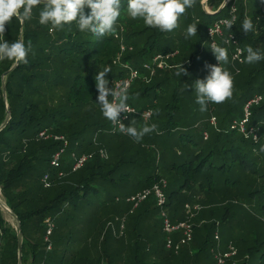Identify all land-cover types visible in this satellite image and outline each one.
<instances>
[{"label":"trees","instance_id":"16d2710c","mask_svg":"<svg viewBox=\"0 0 264 264\" xmlns=\"http://www.w3.org/2000/svg\"><path fill=\"white\" fill-rule=\"evenodd\" d=\"M202 2L194 0V6L179 18L178 27L172 32H161L145 26L142 20H133L127 15V0H122L118 35L99 40L90 33L79 32L74 22L61 30L49 31L48 26L38 23L35 9L33 18L24 23L23 30L22 24L15 19L5 24L7 40H19L22 35V41L32 47L28 63L16 66L6 78L11 118L0 131V191L2 200L21 222L22 264H47L49 255L55 251L52 238L58 231L55 227L48 243L49 224L63 215L69 216L68 210H78L85 220L89 219V231L99 242L103 233L104 221L101 220L106 218V223L114 219L113 212H119L121 208L119 200L155 185H160L164 192L165 188L168 191L165 193L167 207L173 222L183 218L178 209L183 201L180 195L187 190L195 189L204 194V203L218 201L219 197L254 201L258 214L237 215L250 223L246 233L233 243L239 256L245 258L243 264H247L252 256H258V264H264V152L260 151L264 147V101L253 108L251 121V125L259 128L261 145L231 129L232 122L242 116L250 99L255 95L264 97V61L244 63L240 74L236 75L232 97L221 104H210L206 112H201L194 103L195 94L191 87L195 80L208 75L203 63L206 48L211 50L208 28L224 10L228 16L233 6L237 8L238 20L233 30L243 49L251 45L264 50V0H232L219 14L213 13L224 0H210L208 11ZM244 14L255 16L258 22L256 33L246 35L240 29L239 19ZM193 22L199 23L197 36L186 41L183 33ZM157 54L173 56L170 68L150 75L147 83L143 78L138 79L130 89L129 102L140 111L151 108L152 123L156 124L154 132L136 142L130 136L112 132L111 122L102 116L95 104L98 91L94 77L99 69L120 57L118 64L113 65V71L106 76L111 87L112 80L128 76V67L142 69L143 64L151 62ZM180 62L188 72L181 78L175 75V67ZM11 68V61L0 62V126L7 117L2 78ZM143 73L150 74L142 69ZM183 84L189 86L185 91ZM238 109L242 113L236 117L233 114ZM220 114L225 117L220 119ZM135 117L142 123L146 121ZM212 117L217 118V127L210 123ZM132 124L138 127V123ZM210 127L215 128L213 132L208 131ZM43 132L49 139L40 137ZM204 132L208 134L207 140ZM97 136L99 142L95 141ZM56 137L68 141L70 154L87 153L93 158L77 172L64 166L55 169L51 165L52 157L64 146ZM170 140L181 141L188 148L186 153L178 154L181 162L166 158L172 152L176 155L174 148L164 149L165 153L159 150V144L164 145ZM101 151L109 153L111 158L105 160ZM59 171L63 172L60 177ZM45 176H48L50 187H45ZM144 204L146 207L141 206L139 213L134 214L135 223L148 218L153 207L158 210L151 203ZM231 208L225 206L213 210L207 216L212 221L210 226H199V232L194 228L191 243H196L200 252L207 251L209 245L213 246L211 232L216 230L220 220L228 221ZM128 210L129 207L126 219L130 215ZM237 217L234 214L236 221ZM40 228L44 232L42 244L36 239ZM108 231L112 233L110 254L118 255L119 249L130 246L125 241L127 231L122 237L119 230L117 234L112 229ZM203 231L206 236L201 241L199 235L196 237ZM140 238L141 235H137V254ZM151 248L145 253L146 259ZM182 250L177 253L164 248L151 264H186ZM103 253L104 249H97V264H100L98 259ZM0 264H19L18 237L1 207Z\"/></svg>","mask_w":264,"mask_h":264},{"label":"clouds","instance_id":"9594fccd","mask_svg":"<svg viewBox=\"0 0 264 264\" xmlns=\"http://www.w3.org/2000/svg\"><path fill=\"white\" fill-rule=\"evenodd\" d=\"M225 5L227 0H224ZM194 6V0H127V15L133 20H142L149 28L161 32H172L178 27L179 18L186 10ZM88 9L86 12L85 9ZM34 9L38 11V23L48 26L49 31L61 30L65 25L73 22L79 32L90 33L95 38L103 39L106 36L118 35L117 22L122 13V0H0V62L11 61L12 67L27 64L32 52L30 44L21 40L9 41L4 36L5 24L14 19L20 24L33 18ZM231 10L226 18L221 21L223 29L231 33L233 25H237L238 17ZM255 16L244 14L239 19L240 29L248 35L256 33L258 22ZM198 22L187 25L183 38L190 41L197 36ZM226 43V42H225ZM123 45L121 49L123 50ZM210 49L215 56L217 65H206L208 75L197 79L191 85L195 94L194 103L201 112H206L210 104H221L233 95L234 77L225 67L229 63V49L215 42L210 44ZM239 54H244L243 62L256 64L264 61V50L259 47L247 46L246 49H237ZM119 60L111 61L99 69L94 77L95 87L98 91L96 105L99 106L102 116L111 122L115 131L140 142L145 135L156 130V124H143L139 127L125 126L120 119L121 113L134 112L129 103L131 98L130 82L128 80L114 81L109 86L107 74L113 71V65ZM136 73H133L135 78ZM175 75L180 77L188 75L187 69L181 62L175 67ZM185 88L189 86L183 84ZM264 152V147L260 149Z\"/></svg>","mask_w":264,"mask_h":264},{"label":"rangeland","instance_id":"374dc122","mask_svg":"<svg viewBox=\"0 0 264 264\" xmlns=\"http://www.w3.org/2000/svg\"><path fill=\"white\" fill-rule=\"evenodd\" d=\"M226 13H227V10H224V12L221 15L217 16V20L226 17L227 16ZM20 37H22V35ZM20 37H19V40L22 41V38ZM203 58H204L203 63L205 64V66L214 65V55L212 51L209 50L208 48H206L205 55ZM238 64H240V66ZM243 64H244L243 59L241 62L236 63L230 58L229 63L226 65L228 67V70L232 73L234 77V83L236 82V78H237L236 75L240 74V68L243 66ZM206 71L208 72V68ZM150 75L151 74L143 73L142 75L143 77L141 78H143V80H145V82L147 83L150 80ZM132 91L133 89L131 90V92ZM241 113L242 111L238 109L233 115L236 117H239ZM224 117H225L224 114H220L219 118L222 119ZM152 120H153V117L151 118L150 121H145L144 123H142V121L138 119L137 117L131 116L129 120L126 122V126H128L132 122V123H138V127H139L143 124L152 123ZM214 129L215 128L210 127L208 131L213 132ZM260 137L261 136L258 135L257 145H261L263 143V142L259 143ZM99 138L100 137L97 136L95 141L99 142ZM198 139L201 140V137L200 138L198 137ZM121 141L122 143L124 142L123 139H121ZM68 148L65 150L64 159L62 161V164H63L62 167L64 166L65 169H68L71 164L69 157H68L70 155V151ZM158 148L160 151H162V153H165L163 152L164 149L169 150L171 148H174L176 150V155H175V152H172V155H169V157H166V158L174 159L176 162H181V157L178 154L186 153L188 149L185 146H183L181 141H179L178 143H175L173 140L167 141L164 145L159 144ZM75 154L78 155L80 153L75 152ZM173 155L174 157H172ZM109 158H111V155H109V153L105 151L104 159L107 160ZM62 173L63 172H61L60 174ZM218 192H221V189H218ZM165 193H168V191L166 192V188H165ZM1 195L2 194L0 191V197ZM197 196L199 197L196 198ZM180 198L183 199V201L181 203L182 205L180 204V208L178 209V211H179V214L183 218L177 219L175 223H179L187 217L188 214L185 209L186 205L192 206L190 207L191 214H193L194 216L192 219V225L194 226V228L196 227L198 232L200 230L198 229L199 226H202L205 224L209 225V223L212 222L207 217L208 214H210V212L212 213L213 210L218 211V209H224L225 206H232L231 210H229L227 214L228 217H230V218H227L228 221L225 222L226 219L223 221L220 220L219 222L221 224L218 223L216 230L211 232L212 236L210 238H213V246L209 245L207 248L208 249L207 251L200 252L198 250L196 243L194 242L193 243L190 242L191 244L189 243V245L187 244L182 247L183 257H185L186 259V264H197V261H199V264H217L214 258V255H215L214 251L216 253H224L225 251H227V248L229 247V245L232 244L233 246H235L233 242H236V240L240 237V235L245 234L247 231V226L249 225L250 221H245L243 218H240V217L238 218L237 215L243 216V214H245L246 216H252V215L258 214L256 209L254 208L255 202L252 200H246V199L245 200L244 199L243 200H238V199L233 200L232 198L223 199L219 197L217 199L218 201L215 200L209 203H204L206 200V198L204 197V194H199L195 189H191V190H187L183 192L180 195ZM125 200L126 199L119 200L120 201L119 203H121V208L119 212H113L114 214L113 220H109L108 222L105 223L106 218H102L101 221H104L102 223L103 233L102 235H100L101 237H100L99 242L95 239L94 233L89 231V228H90V226L88 225L89 219L85 220L84 215L78 214L79 212L78 210L75 211L73 209H70L68 210L69 216L63 215L61 218L56 219L54 223L51 222V224L49 225V228H51L52 230L49 233L50 230L48 229L49 231L46 234V240L48 243L51 242L50 237L53 235V231L55 227L58 228V231H56V233L54 234V237L52 238V241L55 243V251L49 255L47 264H97V257H96L97 249L98 250L104 249V253H103L104 256L100 255L98 259L100 261V264H151L153 263L154 259L157 258L161 254V251L164 248H166L165 247L166 234L163 231L162 222L159 218V210L155 211V207H153L151 209V213L148 218L138 223H135L134 216L136 215L134 214H138L140 210L139 208L141 206L145 208L146 204L141 205L133 213V215L130 214L129 215L130 217L127 216V219H126L125 215L127 213V207H129L128 212L130 213L132 206L128 205V203H126ZM147 202L153 204V206H156V203L154 200H148ZM147 205H150V204H147ZM194 206H200V208L194 207ZM90 211L91 210H88V212ZM74 212H76V214ZM167 212L171 218L172 216H171V213L168 207H167ZM100 214L97 217H99ZM234 214H236L237 221L234 218ZM6 217H7L8 222L12 225L14 231L16 232V225H15L14 219L11 218L8 213H6ZM223 222H225L226 224L222 225ZM94 225L95 224L93 223L92 227H94ZM109 229H112L115 232V234H117L119 230L120 237H122L124 233L127 231L126 236H125V241H127L126 244H129L130 246L128 247L126 246L123 249H119L118 255H113V254H110L109 252V250L112 247V243H109L112 240L111 239L112 233L108 231ZM39 231H40V234L39 236L36 237V239H37L38 244H42L43 234H44L43 228H40ZM217 234L219 236L218 239L216 238ZM137 235H141V238H140L141 241H138L139 242V245H138L139 254L135 252L136 251L135 242L137 241ZM198 235H199V239L202 241L206 236V232L203 231L201 232V234L197 233L196 238H198ZM182 237H183L182 234L180 235L176 234L175 236H173V240L176 243H178V242H181ZM104 240L107 243H104L103 245V243L101 242H103ZM150 246H152V248H151V251L149 252V258L146 259L145 253L149 251ZM174 247L176 249V246ZM50 249L51 248H49V250ZM238 256H239V252L234 261H230L226 264H243L245 262V258L241 255L238 258ZM259 260L260 259L258 256H252L251 258L248 259V261L247 260L246 261H247V264H258Z\"/></svg>","mask_w":264,"mask_h":264},{"label":"built area","instance_id":"2783aa9c","mask_svg":"<svg viewBox=\"0 0 264 264\" xmlns=\"http://www.w3.org/2000/svg\"><path fill=\"white\" fill-rule=\"evenodd\" d=\"M234 11V15L237 13V8L233 6L231 10ZM237 16V15H236ZM226 18V17H224ZM218 19L212 23L208 28V37L210 39V44L215 42L216 44H221L222 46H225L229 49V57L234 62H241L244 56V54H239L237 52V49H243L241 44L239 43L236 33L233 30L234 26L231 28V33L224 30L223 26L221 24V21L224 19ZM226 42V43H225ZM123 50H125V47H123ZM173 56L172 55H160L157 54L154 56L153 60L151 62L143 64L142 69L144 71L149 72L151 75H155L158 71H164L168 70L170 68V60ZM119 60L115 63L118 64ZM216 65L218 66V61H216ZM128 76L125 78H118L115 79L116 82H120L121 80H128L130 82V89L132 88L133 84L143 77L142 75V69L134 68V67H128ZM133 73H136L135 78H133ZM115 80H112V84ZM129 89V91H130ZM264 101V97L262 95H255L252 99H250L247 104L243 108V114L240 118L234 120L231 124V129L237 131L238 133L244 135L246 138L252 139L253 142H258V130L259 128L251 125L252 116H253V108L256 106H259ZM131 105V104H130ZM132 106V110L134 112L124 114L121 113L120 119L122 123H126L131 116H139L142 119L149 121L151 120L153 116V110L151 108H147L144 110H138L134 105ZM210 123L217 127V118L212 117L210 120ZM112 125V124H111ZM112 132L116 133L117 131L114 130L112 125ZM41 138L49 139V136L46 134V132H43L40 134ZM58 141H63L64 146L61 147L52 157L51 165L55 169H61L62 168V161L64 159V153L65 150L68 148V141L64 137H56L55 138ZM204 139H208V134L204 132ZM101 156H105V151H101ZM93 158L92 154H83V155H77L75 153H72L69 155V160L71 162L70 168L72 172H77L81 170L91 159ZM61 172L59 171L58 175L61 176ZM45 183V187H50L48 176H45L43 179ZM150 198H153L155 200L156 206L159 210V218L162 222L163 231L166 234V249L170 251H176L179 252L181 248L184 245L189 244L193 241L194 238V226L192 225V219L193 214H191V210L189 205H186L185 209L187 211V217L179 222L175 223L172 221L170 216L167 212V204L168 199L167 196L163 190V188L160 185H155L151 189H147L141 192H138L136 194L130 195L126 198L125 202L132 206L130 214H133L141 205H143L145 202H147ZM200 208V206H194ZM51 224V222H50ZM49 224V225H50ZM50 230V231H49ZM49 233L51 232V228H49ZM176 234H182V240L181 242L176 243L173 240V236ZM216 238L218 239V234L216 235ZM176 246V249L175 247ZM215 255V261L217 264H226L230 261H234L235 258L238 255V249L233 246L232 244L229 245L227 248V251L224 253H216L214 251Z\"/></svg>","mask_w":264,"mask_h":264},{"label":"water","instance_id":"95a60500","mask_svg":"<svg viewBox=\"0 0 264 264\" xmlns=\"http://www.w3.org/2000/svg\"><path fill=\"white\" fill-rule=\"evenodd\" d=\"M209 1L210 0H204L202 2L204 8L207 11H208L207 5H208ZM230 2H231V0H227V4L226 5L223 2V4L218 8V10L215 13H213V14H219L221 11H223V9L226 6H228V4ZM23 27H24V23L22 24V30H23ZM20 38H22V37H20ZM14 69H15V67H12L9 71H7L3 75V78H2L3 95H4V101L6 103L7 117H6L5 121H4V123L0 126V131L7 126L8 122H9V120L11 118V113L9 111L8 98H7L6 78L11 74V72ZM0 207L2 208L3 211L8 213L11 218L15 219L16 232H17V237H18V259H19V264H22V257H23V254H22V251H23V233H22L21 222H20L19 218L16 216V214L11 210V208L8 206V204L2 200L1 197H0Z\"/></svg>","mask_w":264,"mask_h":264},{"label":"bare ground","instance_id":"6f19581e","mask_svg":"<svg viewBox=\"0 0 264 264\" xmlns=\"http://www.w3.org/2000/svg\"><path fill=\"white\" fill-rule=\"evenodd\" d=\"M14 219V218H13ZM14 221H15V219H14Z\"/></svg>","mask_w":264,"mask_h":264}]
</instances>
